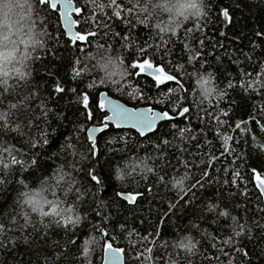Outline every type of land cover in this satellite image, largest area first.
Masks as SVG:
<instances>
[{
  "label": "trees",
  "instance_id": "1",
  "mask_svg": "<svg viewBox=\"0 0 264 264\" xmlns=\"http://www.w3.org/2000/svg\"><path fill=\"white\" fill-rule=\"evenodd\" d=\"M73 2L81 8V14L75 17L77 31L95 32L75 44L67 38L60 14L47 5H40L38 0H0V52L12 54L0 61V94L5 100L0 110H7L11 127L20 125L19 131H7L0 121V150L11 149L25 162H38L33 166L13 165L10 170L0 168V179L5 181L0 184V222L5 226L0 234V264H88L82 256V246L90 236L96 237L90 249L91 264H103L106 243L124 250L125 264H227L229 258L233 264H264V230L257 225V221L264 223V212L260 211L264 200L249 179L253 167L264 172V152L257 147L264 143V87L257 84L256 90L247 91L240 87L241 80L246 83L254 79L264 65V39L255 35L264 29V0H142L146 11L139 16L128 14L124 19L112 16L111 9H106L111 16L108 19L97 9V20L103 21L99 26L90 19L93 10L87 0ZM119 2L131 7L128 0ZM193 2L195 8L180 7ZM224 7L234 14L231 25L220 15ZM139 19H146L148 27ZM197 23L199 29L195 27ZM189 28L193 31H186ZM173 30L176 36H171ZM160 35L169 41L166 47ZM125 36L130 39H123ZM157 44L162 46L157 49ZM254 44L259 47L254 48ZM141 47L147 52L139 53ZM196 52L199 57L190 60ZM144 58L162 65L180 83L165 81L157 86L150 77L137 76L139 70L131 65ZM74 68L82 70L81 75L74 76ZM241 69L253 76H243ZM209 73L216 91L205 99L198 76L208 77ZM57 79L64 93H55ZM102 79L105 83L100 82ZM229 80L236 85L234 88L227 87ZM89 84L93 86L89 88ZM104 92L133 108L151 106L168 111L175 119L162 123L146 137L110 125L93 146L87 130L100 126L104 119L105 112L98 107ZM220 92L226 95L221 98ZM85 93L95 120L89 119L83 108ZM144 96L151 99L145 102L141 98ZM41 102L51 109L46 118L39 107ZM11 103L17 107L11 109ZM184 107L189 112L180 117L179 110ZM237 123L241 124L239 129L235 127ZM174 124L191 129L184 140L172 127ZM45 133L47 144L41 139ZM221 136L232 137L228 142L232 151L223 156ZM165 139L170 145L163 144ZM212 153L220 159L208 168ZM141 160L153 172L142 171V165L136 167ZM184 162L188 163L187 169ZM121 170L124 178L118 179ZM185 171L189 174L185 189L197 180L203 181L204 171L209 172L210 180L179 200L183 193L173 189L169 181ZM236 171L244 181H237L239 187L222 182L230 180L228 173ZM63 172L76 178L77 186L85 192L82 198L78 199L74 191L65 195L67 184L58 183ZM90 174L98 175L102 183L91 181ZM244 191L247 196L241 194ZM117 193L143 195L129 205ZM32 196L41 202L60 200L61 208L73 206L82 216L81 223L75 228L69 225L68 229L57 226L52 222L54 217L39 215V203H28ZM172 203L176 207L170 209ZM209 203L246 221V228L252 227L251 239L246 231L244 236L234 238V245H223L221 242L232 235L231 220L205 211ZM25 214L31 223L21 228ZM104 215L108 221L103 220ZM120 224L125 225L123 230ZM96 225L103 227L108 236H102ZM130 230L135 234L129 236ZM186 236L199 242L196 255L173 247ZM221 247L228 257L218 252ZM148 248L151 253L146 251Z\"/></svg>",
  "mask_w": 264,
  "mask_h": 264
},
{
  "label": "snow or ice",
  "instance_id": "2",
  "mask_svg": "<svg viewBox=\"0 0 264 264\" xmlns=\"http://www.w3.org/2000/svg\"><path fill=\"white\" fill-rule=\"evenodd\" d=\"M88 3L92 5V10H93V15L90 17V19L96 23L98 26L103 23L102 20H97L96 16V10L99 9V12L107 17L108 19H111V16H108V13L105 11L106 9H111V15L115 16L118 19H124L128 14H136V15H141V13L145 12L146 9L142 6V0H128V3L131 4V7H126L125 4L120 3L119 0H87ZM38 3L40 5H47L51 10L58 12L60 14V17L63 21L65 31L68 33L69 38L73 44L76 43V41H84L88 38L90 35H95V32H87L85 34H81V32H73V28L77 24V21L72 19V14L75 13L77 16L81 14V8L76 7L73 4V0H38ZM188 4H182L180 5L181 8H186L188 7ZM239 7V5H237ZM221 17L227 22V24L231 25L233 24V19H234V14H230V11L227 7L221 8L219 10ZM122 13H124V16H122ZM87 22V20L85 21ZM126 23L129 21H125ZM139 23L143 24L145 27H148V22L146 19H139ZM197 29L200 28L199 23L196 24L195 26ZM163 32V29L160 30ZM186 31L192 32L193 29L189 28ZM169 34V33H168ZM167 34V35H168ZM171 36H176L177 31L173 30L170 32ZM223 36L224 33H221ZM255 35L257 37H261L264 39V29H261L260 31L256 32ZM165 35H160V40L162 41L163 46H167L169 41L164 39ZM125 40H129L130 37L125 36L123 37ZM204 41L201 40L200 44L203 45ZM161 44H157L156 48L159 49ZM222 46V45H221ZM152 45L149 44L148 48H151ZM253 47H259L258 44H254ZM185 49L188 50L191 53V48H189L188 44H185ZM138 52L143 54L147 52V48H138ZM200 53L196 52L194 55H190V60L196 59L199 57ZM244 55L250 60L251 56L248 55V53H244ZM264 55V53H262ZM38 58V57H37ZM219 59V57H217ZM234 63H239V61H233ZM79 63V61H77ZM122 63V61H121ZM131 67L133 69H138L139 71L135 73L137 76H140L141 74L144 75L145 78L150 77L151 80L156 82V85L159 86L165 81H173L176 80V77H174L171 74H167L164 70V67L162 65H156L155 62L150 59V58H144L142 60H139L138 62H133ZM181 67H183L181 65ZM81 71L79 69L74 68L73 73L74 76H79L81 75ZM241 73L243 76L246 77H252L253 73L252 72H244L243 69H241ZM128 74V72H127ZM198 84L200 89L203 90V93L205 94V99L208 98L209 95H211L213 92L216 91V88L214 87V81L212 78V74L209 73L208 77H203L201 75L198 76ZM264 65L260 66V70L258 73H256L254 79H249L246 83L241 80L240 87L243 88L245 91L248 89H253L256 90V85L259 84L260 87H264ZM101 83H105L104 80L102 79L100 81ZM113 84H117L118 81H113ZM176 83H180L179 80H176ZM93 85L89 84L88 87L91 88ZM236 85L233 84L231 80L228 81L227 87L228 88H234ZM119 90V89H118ZM54 91L57 94L64 93L65 88L61 85L59 79L56 80L55 82V87ZM73 92H76L77 89H72ZM174 91L173 89H169V92ZM131 94V93H130ZM136 95H139L137 92ZM220 97L222 98L223 96L226 95L225 92H220L219 93ZM63 97H61L62 99ZM142 99L145 100V102L149 101L151 97L144 96L141 97ZM5 102L4 100V95L0 94V104H3ZM82 105L83 108L86 110V115L89 119L95 120V117L93 113L89 109V97L88 94L85 93L82 97ZM162 102V101H159ZM11 109H15L17 105L15 103H11L9 105ZM39 107L41 108L43 117H47L48 113L51 111L50 108H47L46 105L41 102ZM98 107L101 110H105V116L103 121L101 122L99 127H93L90 130L89 133V139L92 141L93 146H95L96 141L93 137V134L95 133H104L106 130L109 129V126H114L115 129L117 130H123L124 128H128L129 130L135 129L136 132L139 133L141 137H144L148 133H152L157 129V125L162 122V121H170L175 119L174 116L170 115L168 111H157L153 107L149 106L147 108H131L127 107L124 104H121L115 100H112L108 98V96L104 93L100 94V101L98 104ZM174 112L177 110V106H174L172 109ZM189 112V108L184 107L179 110L178 115L180 117H183L186 113ZM110 113V114H109ZM222 115L227 116V112H222ZM216 119L219 121V123L223 124L224 121L220 120L219 117H216ZM0 121H3V129L7 131H19L20 125L17 124L16 127H11L9 124V118L7 115V110H0ZM242 123H246V121H243ZM173 128H177V125H172ZM237 129L241 127L240 123H237L235 125ZM186 132H191V129L187 128H177V133L180 137L181 140H184L186 138L185 133ZM219 135V134H218ZM223 141V148L224 151L220 153V156H223L227 154L229 151H232V149L229 148L228 142L232 140V137L230 136H221L220 137ZM42 142L43 144L48 143L47 139V134L45 133L42 136ZM191 139L195 140L196 137L192 136ZM115 143V141H112ZM209 144H211V141H208ZM164 145H170V141L165 139L163 140ZM33 147H35V143L33 144ZM260 151L264 152V143H260L257 145ZM157 148H160V145H157ZM163 149H161V152ZM183 151V149H181ZM220 156L215 155L212 153L209 156V163H208V168H212L214 166V162L220 159ZM27 163L29 166L37 165V161L35 159L29 160L25 162L21 158L18 157V155L15 153L14 150L11 149H3L0 150V168L3 170H10V168L13 165H24ZM203 163V161H202ZM142 171L145 172H153V168L149 166L145 161L141 160L136 167H141ZM184 167L187 169L188 163L184 162ZM133 171H135V168H133ZM224 171L227 172L225 169ZM188 172L185 171L183 175L180 176H173L171 180L169 181L171 183V186L173 189H178L180 193H183V195H180L179 200H184L185 196L188 195L189 192H191L193 189H195L197 186L199 187H204V183L208 182L210 180L209 172L204 171L202 173L203 181L202 180H197L195 184H192L189 188L185 189L184 184L185 181L188 179ZM228 175L231 176L230 180H223L222 182L224 184H231L233 186L239 187L237 181L244 182L242 180L241 174L239 171L228 173ZM91 181H94L97 185L101 184L102 181L96 174H90ZM118 179H123L124 178V173L123 170L120 171V175L117 177ZM251 182L254 184L255 188L258 190L259 193V198H264V172L258 171L255 167L252 168V176L249 178ZM160 180L163 181L164 177L160 176ZM5 181L3 179H0V184H3ZM58 183H65L67 184V192H65V195H67L68 192L74 191L77 194V198H82L85 195V192L81 190V187H78V181L76 180L75 177L71 175V173H62L58 177ZM26 187V186H25ZM149 191H151L149 189ZM241 194L247 196L248 193L246 191L242 192ZM118 196L121 197V199L125 200L128 202L129 205H133L137 201V196L138 195H143V193H137V194H123V193H117ZM179 200L176 203H179ZM29 204H40L41 211L39 212V215L41 217H54L53 218V223L56 224L57 226H62L65 229L69 228V225L72 226V228H75L77 225H79L82 221V216L76 212L73 208V206H64L63 208L60 207V204L62 201L60 200H55V201H39L37 196H32L30 197ZM176 203H172L169 205L170 209H173L176 207ZM45 208L48 210L46 211ZM205 211L209 213H214L217 217H224V218H229L231 220L230 228L232 235L228 236L226 239H224L221 243L223 245L227 246H232L236 242L234 238H239L241 236L245 235V232L249 233V239H251V232H252V227L249 226L246 228V221L241 222L236 216L231 215L229 211L221 209L220 205L214 204V203H209L206 206ZM260 211L264 212V209H260ZM98 216L101 215V212L98 211L96 213ZM25 224L21 226L27 227L30 223L31 220L27 214L23 216ZM109 217L107 215L103 216L104 221H108ZM264 219V217H262ZM43 223V221H41ZM13 223H15V220H13ZM257 225L261 230H264V223H260L257 221ZM48 225H45L47 227ZM98 231L102 234V236H108V232L103 228L100 227L99 225L95 226ZM119 227L123 230L125 228L124 224H120ZM5 231V226L4 223L0 222V234H2ZM134 231L130 230L128 232L129 236L134 235ZM112 239H115V237H112ZM143 239L147 240L148 237L145 236ZM213 240H215V237H213ZM96 242V237L95 236H90L86 237L83 241V246H82V256L85 260L88 261V264H91V246ZM2 241H0V245H2ZM71 243L75 244L76 241L73 240ZM154 243V241H153ZM198 241H193L191 237H183L179 240H177L173 247L176 249H182L186 251L189 255H196V250H197V244ZM212 247H216V243L212 244ZM147 252L151 253L152 249L148 248L146 249ZM236 252L242 253L244 256H248L249 253L245 251L242 248H235ZM218 252L222 253L225 257L229 256V253L225 251L224 247H221L218 249ZM121 253H124L123 249H118L114 248L111 243H106L105 245V254L108 258L109 261H111V264H121ZM143 253H140V256H143ZM140 256L137 257V259H140ZM148 259H151V257H148ZM214 259L220 260L219 256H215ZM143 264V262H142ZM170 264H175L174 261L170 262ZM221 264H224L223 261H221ZM227 264H233V261L231 258L227 260Z\"/></svg>",
  "mask_w": 264,
  "mask_h": 264
},
{
  "label": "water",
  "instance_id": "3",
  "mask_svg": "<svg viewBox=\"0 0 264 264\" xmlns=\"http://www.w3.org/2000/svg\"><path fill=\"white\" fill-rule=\"evenodd\" d=\"M73 4L75 5V3L73 2ZM76 6V5H75ZM77 15L75 14V13H73L72 14V19H74V20H76L75 19V17H76ZM61 18V17H60ZM61 24H62V26H63V29H64V31H65V27H64V24H63V21H62V19H61ZM73 32H77V24L75 25V27L73 28ZM65 33H66V36H67V38L70 40V38H69V35H68V33L65 31ZM71 41V40H70ZM104 94H106L107 96H108V98H110V99H112V100H115V101H117V102H119V103H121V104H124L125 106H127V107H130V106H128V105H126L125 103H123L122 101H120V100H118V99H114V98H112L111 96H109L106 92H104ZM131 108H133V107H131ZM141 109H143V108H147V107H140ZM104 112H105V110H103ZM158 111V110H157ZM110 114V113H109ZM164 122H167V121H162V122H160L158 125H157V129L159 128V126L162 124V123H164ZM93 127H99V126H91L88 130H87V138H88V140L92 143V141L89 139V133H90V130L93 128ZM157 129L154 131V132H152V133H148V134H146L144 137H146V136H148V135H151V134H153V133H155L156 131H157ZM123 130H129L128 128H124ZM131 130H133V131H135V129H131ZM136 132V131H135ZM138 133V132H137ZM102 133H95V134H93V137H94V139H95V141H96V143H97V140H98V138H99V136L101 135ZM139 134V133H138ZM121 198V197H120ZM123 200V199H122ZM263 200H264V198H263ZM125 201V200H124ZM127 202V201H126ZM115 248V247H114ZM121 255V257H122V259H121V264H125V258H124V254L123 253H121L120 254ZM103 264H111V261H109L108 260V258H107V256H106V254L104 253V261H103Z\"/></svg>",
  "mask_w": 264,
  "mask_h": 264
},
{
  "label": "clouds",
  "instance_id": "4",
  "mask_svg": "<svg viewBox=\"0 0 264 264\" xmlns=\"http://www.w3.org/2000/svg\"><path fill=\"white\" fill-rule=\"evenodd\" d=\"M188 7H192V8H195L196 5L195 3L193 2L191 5H189ZM12 54L11 53H4V52H0V61H3L7 58H9Z\"/></svg>",
  "mask_w": 264,
  "mask_h": 264
}]
</instances>
